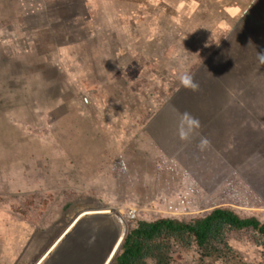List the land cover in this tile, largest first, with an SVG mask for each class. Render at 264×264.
Returning a JSON list of instances; mask_svg holds the SVG:
<instances>
[{
	"label": "rangeland",
	"instance_id": "1",
	"mask_svg": "<svg viewBox=\"0 0 264 264\" xmlns=\"http://www.w3.org/2000/svg\"><path fill=\"white\" fill-rule=\"evenodd\" d=\"M0 2L14 12L0 19V264H110L138 220L186 221L227 207L264 221L253 169L240 166L252 154L238 160L236 135L222 137L242 120L207 104L239 78L235 54L229 65L215 52L226 38L224 9L237 0H111L76 9L74 19H32L30 1ZM54 24L63 38L44 60L28 38ZM184 73L198 91L181 85ZM51 77L54 99L42 87ZM86 225L95 233L72 239ZM227 241L245 262L264 264L250 234ZM196 256L171 248L172 264Z\"/></svg>",
	"mask_w": 264,
	"mask_h": 264
},
{
	"label": "crops",
	"instance_id": "2",
	"mask_svg": "<svg viewBox=\"0 0 264 264\" xmlns=\"http://www.w3.org/2000/svg\"><path fill=\"white\" fill-rule=\"evenodd\" d=\"M15 1L21 4V0ZM26 1H30L28 2L30 3V6L33 5V8L37 9L34 12L35 16H33L32 19H41V17H43L42 19H55L54 17L59 18V16L56 15L57 12H61V14L65 16H61V19H69L72 17L74 19L77 16L76 12L79 8L91 6L98 8L101 6V2L106 3L111 0ZM16 2L13 5L14 7L17 5ZM3 3L5 2H0V8L5 6ZM9 7H6L7 9L5 10V13L1 10L3 15H0V19H12L14 12H9ZM26 8H28V4ZM39 8H44V10H40ZM99 14L101 16V12ZM224 14L227 19H223L225 21V24L223 23L225 27L221 28L223 32V34L221 33V36L223 37L225 33L226 38L224 37L225 42L223 41L221 46L217 48L215 52L218 51V58H222L223 55H226L228 60L230 59L229 56L231 54H235L233 56V62L235 61L236 64L231 63L232 57L228 64L236 65L235 70L238 71L237 74L239 78L233 79L226 84L228 86L227 89H231L229 95L228 93L223 94V92L222 95L210 96L207 104L209 105L212 103L219 105L216 106V109L218 107L221 110L220 113H222L223 118L231 119L234 117L233 115H236L242 120L238 125L234 126L235 128L233 127L234 129H223L222 137L236 135L237 147L239 149L238 160L244 158L242 155L243 152L248 151L252 154L249 159L246 157V159L242 160L240 164L245 163L240 166L253 169L249 174L254 176L255 181H252L250 184L255 185L256 183H259V186L257 185L258 187L254 186L252 192L253 199L264 200V188L260 189L261 184L264 182V56L261 55V53H264V0H237L236 3L232 2L227 9H224ZM13 19L17 18L14 17ZM18 19H22L21 15ZM47 25L46 28L38 27L39 29H33L30 38H28L29 40H35L38 49L34 50V52L37 54L39 53L38 56L42 57L44 60L47 57L46 54L53 51L55 43L58 40H61L64 34V32H61V35L55 37L57 33H55V31L57 30L58 25L54 24L49 28ZM234 27L237 28L235 29ZM22 39H24V37H22ZM54 41L56 42L54 43ZM25 42L26 38L24 43ZM25 45H27V43H25ZM39 49L43 51L41 52ZM241 50L244 52V56L242 55ZM17 52H21V50ZM26 52L28 51H24V56H27ZM34 55L36 54L34 53ZM16 65L17 69L21 67L19 62L16 63ZM51 72L53 73V71ZM54 80V77H51L50 81H47L46 78L45 81L51 83H47L45 86L42 85V87H45L46 89L44 96L48 94L49 96L51 95L53 99L55 88H57ZM250 91L252 92L251 96L247 95V92ZM235 103H237L236 108L232 107ZM242 105L243 107H241ZM244 107L247 108L245 111L243 110ZM214 110L215 108H209L205 113L207 115V113ZM232 147H234V145ZM245 173L246 171H244V175ZM248 182H251V180L248 179ZM258 206L262 207V210H264V206Z\"/></svg>",
	"mask_w": 264,
	"mask_h": 264
},
{
	"label": "trees",
	"instance_id": "3",
	"mask_svg": "<svg viewBox=\"0 0 264 264\" xmlns=\"http://www.w3.org/2000/svg\"><path fill=\"white\" fill-rule=\"evenodd\" d=\"M69 203L64 200L62 208ZM239 232L250 234L264 257V221L227 207L186 221L169 217L138 220L124 236L110 264H172L173 245L194 249L196 264H251L242 260L227 241L228 235Z\"/></svg>",
	"mask_w": 264,
	"mask_h": 264
},
{
	"label": "clouds",
	"instance_id": "4",
	"mask_svg": "<svg viewBox=\"0 0 264 264\" xmlns=\"http://www.w3.org/2000/svg\"><path fill=\"white\" fill-rule=\"evenodd\" d=\"M262 56H264V53H261ZM180 83L185 89H189L193 92L198 91L199 85L198 83L194 80L193 76L187 73H184L180 76ZM183 117L185 120L188 121L190 125H196L199 126V121L195 118L192 117L190 113H184ZM181 139H186V134L184 133L183 130L180 132ZM202 144H206L207 140H202Z\"/></svg>",
	"mask_w": 264,
	"mask_h": 264
},
{
	"label": "water",
	"instance_id": "5",
	"mask_svg": "<svg viewBox=\"0 0 264 264\" xmlns=\"http://www.w3.org/2000/svg\"><path fill=\"white\" fill-rule=\"evenodd\" d=\"M85 228L84 229H82L81 227L76 231V232H74V233H72V235L71 236H73V238L72 239H74V240H77L78 238H76V234H78L79 235V237H80V239L82 240V243H84L85 242V238H83L84 237V235H87V234H85V233H95V231H94V226L93 225H91V226H84ZM89 236H87V238H88ZM68 238V237H67ZM123 238H124V235L121 237V239H120V241H119V243H118V247L116 248L117 249V251L119 250V248H120V245H121V242H122V240H123ZM73 240V241H74ZM71 241H68L67 243H66V245H68L69 243H70ZM76 242V241H75ZM78 242V241H77ZM99 242V241H98ZM97 242V243H98ZM79 243H80V241H79ZM73 244V243H72ZM99 245L101 244V242H99L98 243ZM65 246H63V248H64ZM61 250L62 249H59V252H61ZM55 252H58V251H55Z\"/></svg>",
	"mask_w": 264,
	"mask_h": 264
}]
</instances>
